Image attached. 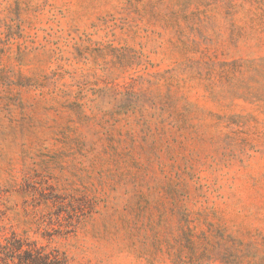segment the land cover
Here are the masks:
<instances>
[{
	"label": "rangeland",
	"instance_id": "374dc122",
	"mask_svg": "<svg viewBox=\"0 0 264 264\" xmlns=\"http://www.w3.org/2000/svg\"><path fill=\"white\" fill-rule=\"evenodd\" d=\"M71 264H264V0H0V239Z\"/></svg>",
	"mask_w": 264,
	"mask_h": 264
},
{
	"label": "trees",
	"instance_id": "16d2710c",
	"mask_svg": "<svg viewBox=\"0 0 264 264\" xmlns=\"http://www.w3.org/2000/svg\"><path fill=\"white\" fill-rule=\"evenodd\" d=\"M0 264H71L64 252L12 233L0 239Z\"/></svg>",
	"mask_w": 264,
	"mask_h": 264
}]
</instances>
